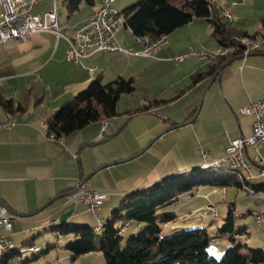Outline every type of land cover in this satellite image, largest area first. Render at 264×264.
Instances as JSON below:
<instances>
[{
  "label": "crops",
  "instance_id": "1",
  "mask_svg": "<svg viewBox=\"0 0 264 264\" xmlns=\"http://www.w3.org/2000/svg\"><path fill=\"white\" fill-rule=\"evenodd\" d=\"M62 1L67 7V0ZM99 1V5H95L96 1L91 5L94 8L74 28L73 35H69L67 31L58 40L52 32H44L35 34L29 40L0 44V95L14 99L25 107L24 111L15 115L9 114L4 108L0 110V201L15 215L13 229L8 231L1 227L0 235L10 237L16 247L20 246L18 244L25 246L33 238L38 247L45 248L50 245L47 233L51 231L48 229L53 224H58L61 213L56 212V207L65 202L60 204L56 201L51 205L49 202L67 197L81 180H90L100 165L106 164L98 171L132 160L131 157L111 164L103 162L98 167L88 168L78 153L90 142L89 134L76 132L63 139H56L46 132V120L96 79H102L105 84L120 78H133L136 81L141 75L144 77L149 68L159 69L161 79L147 87L146 95L164 100L165 103L144 114L156 118L158 112H168L162 116L170 125L166 131L164 126L159 129L153 126L149 142L154 136L160 138L170 131H183L182 139L177 142L178 147L185 145L189 138L193 154L202 156L199 150L203 148L210 152L211 158H215L224 154L232 140L250 137L253 133L255 117L246 116L241 110L263 97L264 43L259 52L248 56L246 60L235 57L222 64L221 68L224 69L219 77L223 92L217 78L210 87L196 120L186 124L196 116L215 76V73L211 75L213 65L201 63L191 53L197 50L214 51L222 46L220 39L214 35L209 20L195 19L190 25L178 29L170 35L167 45L158 50L154 58L97 53L78 62L71 61L67 53L68 39L75 37L77 29L100 8L101 0ZM233 2L240 4L235 8V15L239 20L232 27L250 35L260 33L264 18V0H213L217 13L222 17L225 6ZM55 6L59 11V0H42L35 12L45 15L53 11ZM124 28L118 32L117 40L124 48L138 51V45L130 41L131 29ZM181 57L186 59L178 61ZM238 61L241 62L235 67ZM47 68H51L49 79L41 80L40 73ZM58 72L60 77L57 76ZM200 73L209 75L183 93L189 88L192 77ZM40 83L43 84L42 88H39ZM39 91L42 96L35 102L33 98L38 96ZM13 119L17 121L15 127H2ZM161 121L164 125L163 120ZM93 124L97 125L93 128L92 137L96 142L102 136L103 123ZM182 124L186 125L178 127ZM105 135L106 133L103 136ZM157 181L159 177L144 179L141 176L140 182L128 185L124 191L131 193L148 188ZM71 208L74 213L70 219H80L76 215L84 212H76L78 207L69 206L63 212Z\"/></svg>",
  "mask_w": 264,
  "mask_h": 264
},
{
  "label": "trees",
  "instance_id": "2",
  "mask_svg": "<svg viewBox=\"0 0 264 264\" xmlns=\"http://www.w3.org/2000/svg\"><path fill=\"white\" fill-rule=\"evenodd\" d=\"M84 2L94 5L95 0H67L69 16L80 11ZM216 10L213 0H139L125 9L122 15L127 23L126 27L131 29L134 37L150 34L154 38L163 35L170 36L178 29L190 25L195 19L205 18L211 23L214 35L220 39L222 45L231 44L241 37H250L252 40L264 39V18L262 19V31L250 35L229 26ZM242 54L243 50H240L235 55L219 60L215 66L213 65L211 75L216 74L224 62L241 57ZM208 75V73L194 75L189 88L183 93L205 80ZM137 91L138 87L133 78H120L107 84L102 79H96L74 98L66 101L46 120V132L50 137L63 139L85 130L93 123H108L118 114V105L123 95H133ZM162 103L165 101L145 97L144 105L136 111L137 113L150 112ZM0 105L12 115L25 110L21 103L2 95H0ZM208 170L210 169L206 170L201 167L196 169L191 177L175 175L156 182L148 188L128 193L122 206L112 212L108 221H102L103 226L99 229H96L98 226L92 227L89 224L69 225V221H58V224H53L48 230L61 236H75L77 242L66 246L72 261L101 251L104 257L103 264L264 263L262 249H251L250 252H245V245L236 243V235L246 233V228L238 226L234 206H231L223 228L218 230V235L234 243V246L227 249L221 258H217L211 252L213 238L207 228H194L167 238L163 236L160 221L166 225L176 220V216L170 214L168 209L179 200L181 195L206 184L226 188L235 183L238 187L244 188L243 183L234 181L230 177L210 175L206 172ZM221 171L233 173L227 170ZM247 183L250 184L249 181ZM252 189L255 194L263 193L264 184L252 185ZM122 220L126 221V225L119 226L118 223ZM129 222H135L142 229L137 235L133 234L128 239H124L123 234ZM99 233H101L100 236ZM98 236L100 238L99 248L97 247ZM34 241L35 238L27 241L25 246L20 248L24 250L23 253L25 252L23 255L15 246L14 252L0 256V264L14 262L17 254L21 258L16 264L21 263L29 253L39 254L43 248L36 246ZM31 248L37 251H31Z\"/></svg>",
  "mask_w": 264,
  "mask_h": 264
},
{
  "label": "rangeland",
  "instance_id": "3",
  "mask_svg": "<svg viewBox=\"0 0 264 264\" xmlns=\"http://www.w3.org/2000/svg\"><path fill=\"white\" fill-rule=\"evenodd\" d=\"M95 1V5H99L100 1ZM138 1L139 0H117L114 8L122 14L125 9L136 4ZM92 8L94 7L84 2L80 11L70 17L68 8L62 0H59L60 25L63 36L67 31L69 35H73L74 28H77L78 25H80L88 14V11L92 10ZM65 25L68 26L66 27ZM53 34L55 35V33ZM133 37V33H130V41L135 45L137 42L135 37ZM138 48V51H140L141 47L139 45ZM240 62L241 61L236 62L234 66L236 67ZM50 72L51 68H47L40 73L41 80L48 81V75H50ZM159 74V69L156 67L149 68L143 75L144 77L141 75V77H138L136 80L138 91L133 95H123L118 105V114L111 122H108L114 127V132H110L111 129H109L106 135L103 136L104 131L102 130L100 140L94 142L92 137L94 131L93 128L97 126L96 124H93L84 131H80V134H89L91 139L90 142L86 143L78 153V156L85 161L88 168L98 167V164L103 162L111 164L117 162V160H126L132 157V160L126 163L108 166L98 171L106 164L100 165L93 172L91 179L88 180L91 188L107 194V198L99 209L102 221H108L112 212L122 206L123 200L128 194V190H126L127 192L124 191L125 187L136 181L140 182L141 176L144 179L145 177L150 179L154 176L159 177V181L175 175L191 177L196 169L203 166V156L193 154L190 149L191 143L189 138H187L185 145L178 147L177 142L182 139L184 134L183 131H170L160 138L154 136L153 140L150 142L148 141V139H151L149 137L153 126H156L157 129L164 126V131H166L169 129L167 127L170 125L169 122H166V118L164 120L162 116V114L166 115L168 112L160 111L155 118L150 115H145L144 113H137L136 111L145 103L147 87L161 79ZM57 76L60 77L59 72ZM171 79L172 78H170V80ZM42 83H40L39 88H42ZM41 96L42 93L39 91L38 96L33 98V101L35 100L36 102L38 97ZM46 100H48V97ZM161 120H163L164 125ZM104 124L105 123H103V125ZM163 132H161V134ZM259 149L260 151H263L262 153L264 155V147L260 146ZM206 172L216 177H230L234 181L243 182L241 176H236L235 173L229 174L215 168ZM249 182L251 189L252 185L264 184V176H261L259 167H253V177ZM152 185L154 184H151L150 186ZM216 188L218 189L217 192H215ZM67 201L68 198L63 197L58 199L57 203H67ZM210 204H215L218 208V221H214L212 214L205 209ZM231 206L236 208L238 226H244L246 228V233L236 235V243L245 245V252H250L251 249H262L264 251V224L260 226L253 216L254 212L261 209L263 206L262 192L255 194L253 191H247L245 187H238L235 183L226 186V188L215 187L210 184L201 185L200 187L181 195L179 200L168 209L170 214L176 216V220L171 221L166 225L160 221V226L163 229V236L167 238L186 230L207 228L209 234L213 238V243L210 248L211 252L216 255L217 258H221L227 249L234 246V243L230 239L218 235V230L223 228ZM77 211L84 213L76 215L80 216V219H78L79 217H72L68 220L69 225L89 224L92 227L99 226V219L95 214L91 213L87 207H78L76 212ZM118 225L124 226L126 225V221L122 220ZM140 229L142 228H140L135 222H129L128 228L123 234V238L128 239L133 234L137 235ZM100 235L101 233H99V236ZM99 236L97 239L98 248L100 247ZM47 237L49 241H51L50 245H47L40 250L39 254L33 255L32 253H29L19 264H26L27 262V264L104 263V257L101 251L84 255L77 260L72 261L70 252L66 250V246L70 243L77 242L74 235L61 236L57 233L50 232L47 233ZM18 245L20 246H17V248L20 249L22 244ZM10 264L16 263L12 261Z\"/></svg>",
  "mask_w": 264,
  "mask_h": 264
},
{
  "label": "built area",
  "instance_id": "4",
  "mask_svg": "<svg viewBox=\"0 0 264 264\" xmlns=\"http://www.w3.org/2000/svg\"><path fill=\"white\" fill-rule=\"evenodd\" d=\"M42 0H0V43L11 41L29 40L38 33L53 32L57 39H61L60 16L57 7L53 11L45 15L35 12ZM116 0H101V7L97 10L87 22L81 25L75 34V37L68 39V59L71 61H80L97 53H120L146 58H154L156 52L152 54H144V47H148L150 42L164 43L169 42L170 36L167 38L153 37L151 34L146 36L135 37L136 41H140L143 46V53H135L130 48H124L117 40V34L127 23L123 18H112L113 5ZM239 2H233L226 5L224 16H228L232 24H235L239 18L235 15V8L239 6ZM221 47V46H220ZM218 47L214 51H194L191 56L195 57L201 63L206 57H219ZM245 57L243 60L256 52L251 50L249 46L243 45ZM186 57L178 58V61L185 60ZM3 107L0 105V110ZM242 114L246 116H254L253 133L250 137H241L231 141L226 148L224 154L219 157L211 158L210 152L201 148L200 154L205 162H214V164H224L229 167L244 168L248 175L253 177V167L260 169L261 176H264V155L259 147L264 146V92L263 97L249 106L242 108ZM17 125L16 119L3 125L2 127L12 128ZM110 125L103 126L104 133H107ZM216 189L215 192H217ZM253 191V190H251ZM254 192V191H253ZM67 205L74 208L85 206L88 210L95 214L102 225L99 209L107 194L90 187L88 180H81L74 190L67 194ZM264 201V192L262 193ZM216 217L214 206L205 208ZM13 215L10 208L0 201V228L6 230L13 229ZM255 221L262 226L264 224V204L261 209L256 211ZM7 245H13L10 237L0 235V248Z\"/></svg>",
  "mask_w": 264,
  "mask_h": 264
},
{
  "label": "bare ground",
  "instance_id": "5",
  "mask_svg": "<svg viewBox=\"0 0 264 264\" xmlns=\"http://www.w3.org/2000/svg\"><path fill=\"white\" fill-rule=\"evenodd\" d=\"M115 3V2H114ZM226 11V6L223 10V12ZM112 18H123V15L121 13H119L117 10H115L114 5H113V11H112ZM225 21L227 22V24L229 26H233L234 24L231 25L230 19L228 16H224ZM168 35H163L160 36V38H167ZM137 44L141 47L140 51H135L133 48H130L133 50V52L135 53H143V46L140 44V41H136ZM9 42H2L0 44H6ZM264 43V39L258 38L256 40H252L250 37H241L239 39H237L235 42L231 43V44H226V45H222L219 49V57H206L205 61L202 62L203 64L206 65H215L219 62V60L227 58L229 56L235 55L237 52H239L240 50H243V45L249 46L251 50L254 51H260L261 47ZM164 47V43H157V42H150L148 44V47H144V54H152V52H156L160 49H162ZM242 58L245 57V50H243V54L241 56ZM109 123H105L103 126H107ZM203 169H220V170H227V171H231L233 173H235L238 176H241L242 178V183L245 187V189L247 191H251L252 189L250 188V186L248 185L247 181H250L252 178L250 175H248L247 172L244 171V168H240V167H229L228 165H224V164H214V162H205L203 163L202 166ZM209 206H214V210H215V214L216 217H213L214 221H218L219 220V212H218V208L215 204H210ZM256 215V211L254 212L253 216L255 218ZM103 226L99 224V226L96 229H99V227L101 228ZM15 250V245L13 243V245H7L4 248H0V256H5V255H9L12 252H14ZM31 251L36 252V249H30ZM22 255L25 253H23L22 249H20ZM21 257L16 256V258L14 259L15 263H18Z\"/></svg>",
  "mask_w": 264,
  "mask_h": 264
},
{
  "label": "water",
  "instance_id": "6",
  "mask_svg": "<svg viewBox=\"0 0 264 264\" xmlns=\"http://www.w3.org/2000/svg\"><path fill=\"white\" fill-rule=\"evenodd\" d=\"M240 58H242V57H240ZM240 58H239V59H240ZM236 60H237V59H236ZM223 69H224V68H221V69L219 70L218 74H215V76L213 77L212 81L210 82V84H209V86H208V88H207V90H206V93H205V96L203 97V100H202L201 103H200V106H199V108H198V112H197L196 116H195L192 120H190L189 122H187L186 124L192 123V122H194V121L196 120V118L198 117V115H199V113H200V111H201V109H202V105H203V103H204V99H205L206 95L208 94L210 87H211L212 84L217 80V78H218V81L220 82V85H221V91L223 92V89H222V83H221V77H219V74L222 73ZM186 124L179 125L178 127H182V126H184V125H186ZM110 128H111V131H110V132H114V127H113V126H110ZM60 198H62V197H60ZM60 198H56V199L52 200L51 202H49V205L53 204L54 202H56V201H57L58 199H60ZM68 207H69V205H67V203H65V204H63V205H60V206L56 207V212H57V213H58V212L61 213V214H60V218H59V221H60V222L68 221V220L70 219V217L72 216V214L74 213V209H73V208L69 209V210L66 211V212H63L64 209H66V208H68Z\"/></svg>",
  "mask_w": 264,
  "mask_h": 264
}]
</instances>
